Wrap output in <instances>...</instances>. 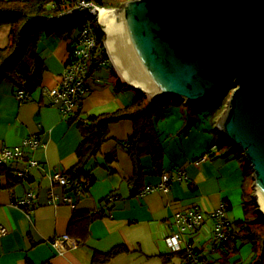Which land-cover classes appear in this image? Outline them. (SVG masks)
Masks as SVG:
<instances>
[{"label":"crops","instance_id":"1","mask_svg":"<svg viewBox=\"0 0 264 264\" xmlns=\"http://www.w3.org/2000/svg\"><path fill=\"white\" fill-rule=\"evenodd\" d=\"M9 31L8 25L0 26V48L8 44ZM68 42V38L47 36L46 41L38 44L45 65L41 88L59 84ZM101 71L96 73L99 81L90 83L91 91L81 101L80 117L116 111L129 105L135 96L119 92L127 87L122 80L120 87L112 78L105 84L100 80ZM15 90L9 81L0 83V151L19 147L34 134L39 135L41 145L34 151L24 148V161L8 164L15 172L24 169L29 158L35 159L37 166L30 169L29 178L10 179L0 166V228L6 231L0 233V264H185L179 254L169 257L173 252L165 238L179 232L174 214L190 209L199 210L203 221L185 239L201 256L211 264H229L230 258L238 254L240 257L234 264L253 262L255 254L249 242L237 243L236 251L212 243L216 223L212 214L221 204H226L224 218L233 226L246 218L252 219L247 207L252 192L242 164L231 161L219 146L214 155L204 158L209 146L215 144L207 140V133L197 132L192 139L184 128H176L166 132L163 141L164 131L157 130L164 151L162 171H168L171 177L169 192L156 190L138 195L134 194L138 186L132 181L133 160L127 152V141L133 134L132 122L112 123L100 153L86 166L94 182L87 192L77 194L67 185L52 181L55 173L63 174L78 160L76 148L81 135L76 123L69 120L72 116H64L58 106L42 95L40 87L26 101H19ZM113 153L115 160L108 163L104 156ZM140 163L145 172L141 185H158L161 177L151 157H141ZM179 171L185 173L184 180L177 179ZM28 192L33 194L31 209L16 205ZM111 195L113 200L106 203L105 199ZM67 198H71L75 208ZM73 210L96 213L81 242L76 238L75 226L69 229ZM64 234L76 245L61 253L51 243ZM119 246L124 251L104 262H93L95 254L103 255Z\"/></svg>","mask_w":264,"mask_h":264},{"label":"water","instance_id":"2","mask_svg":"<svg viewBox=\"0 0 264 264\" xmlns=\"http://www.w3.org/2000/svg\"><path fill=\"white\" fill-rule=\"evenodd\" d=\"M99 24L137 87L124 83L149 101L201 107L233 84L217 129L250 167L255 205L264 203V0H128Z\"/></svg>","mask_w":264,"mask_h":264},{"label":"trees","instance_id":"3","mask_svg":"<svg viewBox=\"0 0 264 264\" xmlns=\"http://www.w3.org/2000/svg\"><path fill=\"white\" fill-rule=\"evenodd\" d=\"M88 1L94 2L99 7L115 9L128 0ZM75 3L76 0H0V26L5 24L10 27L8 44L0 48V83L9 81L16 87V90L21 89L29 94H32L41 86L45 65L37 50L38 40L41 39L42 33H46L49 36L51 34L58 35L70 40L78 30L79 25L71 21L69 23L67 19L61 20L58 15L60 12L73 9ZM31 17L34 18L27 22ZM25 23L26 27L23 28ZM103 42L104 34L100 31L98 34V45L103 47ZM69 49L70 47L68 46L67 50ZM108 68L112 73H115L111 66H108ZM116 86L120 87L121 83H116ZM230 87L233 88V86L227 85L208 104L201 107L193 106L192 113L207 111L206 115L210 116L213 124V118L219 117L227 105L231 94L229 92ZM170 104L171 99L149 101L143 94L136 93L129 105L113 112L80 117L79 108L75 115L69 119L72 123H76L81 135V140L76 148L78 160L75 166L63 173L69 180L67 186L70 187V190L76 193L77 186H75V183L77 182L81 185V194L88 191L94 182V178L86 166L91 158L100 153L102 144L108 139L109 125L122 120H130L133 125L132 137L127 141V152L134 164L132 181L138 186L134 194L144 188L141 185L142 178L145 175L143 166L140 163L141 157L149 155L153 161L155 171L161 174L164 151L159 132L155 127V121L165 116ZM192 123H190L189 127ZM215 145V151H211V145L209 146L206 153L209 157L218 151L219 145ZM115 157L114 153L104 156L108 163L114 161ZM1 168L3 171L6 170L8 172L7 175L10 179L15 181L23 179L16 177L8 165L1 166ZM250 197L252 204H255L251 194ZM105 201L106 203L110 202L108 197ZM248 205L249 203H247V207ZM254 214L257 218H246L243 222H236L235 226L230 222L228 238L224 241H213L212 243L218 242L220 248L224 247L228 250L236 251L237 243L249 242L253 245L255 254V258L250 264H264V220L260 217L258 218L255 212ZM95 216L96 213L73 210L69 229L72 230L73 226H75V234L79 242L85 240L88 226ZM122 251H124V248L119 246L103 255L95 254L93 262H104ZM199 253L197 249L194 251L196 255H200ZM175 254L181 255L183 262L187 260L184 252H173L169 257L175 256ZM201 259L204 264H211L205 256H201ZM27 264H30V262H27Z\"/></svg>","mask_w":264,"mask_h":264},{"label":"built area","instance_id":"4","mask_svg":"<svg viewBox=\"0 0 264 264\" xmlns=\"http://www.w3.org/2000/svg\"><path fill=\"white\" fill-rule=\"evenodd\" d=\"M101 10L108 11V9L99 7L92 1L76 0L73 9L60 12L58 15L61 20L67 19L69 23L70 21L78 23L79 27L68 42L70 49L67 50V58L60 75L59 84L52 88H41L40 86V91L42 95L50 99L52 105L58 106L63 111L64 116L75 115L80 108L82 99L91 91L90 83L92 81H99V78L96 76L97 71L109 65V61H111L105 42H103V47L98 45V34L100 31L103 32L99 24ZM15 97L19 101H26L30 99L31 94L17 89L15 90ZM40 145L39 135L34 134L25 138L19 147L2 149L0 151V166L8 165L12 161H24L23 149L26 148L34 151ZM210 150L215 151L216 145L213 144ZM204 156V158L208 157L207 154ZM36 166L37 161L29 158L26 161L24 169L13 173L18 178L27 179L30 175V169ZM160 177L161 181L158 185L146 186L138 192V195H144L147 192L156 190L168 193L171 179L170 173L168 171H162ZM185 178L186 176L183 171L177 173L178 180H184ZM52 181L65 186L69 184V180L62 173H55L52 176ZM75 186H77L76 193L81 194V185L76 182ZM32 198V192H28L22 199L17 200L15 204L31 209ZM108 200L112 201L113 196L108 197ZM66 201L74 207L71 198H67ZM225 209V204H221L212 214L216 218L213 230V241H224L228 238L230 222L224 218ZM174 218L179 232L165 238L167 246L172 252H184L187 257L185 264H204L201 256L194 254L196 248L185 239L186 234L195 233L202 224L203 217L201 212L196 209H190L175 213ZM5 232V229L1 227L0 233L4 234ZM51 244L53 247H57L58 251L62 253L67 247L76 245V242L64 234L61 237H56Z\"/></svg>","mask_w":264,"mask_h":264},{"label":"rangeland","instance_id":"5","mask_svg":"<svg viewBox=\"0 0 264 264\" xmlns=\"http://www.w3.org/2000/svg\"><path fill=\"white\" fill-rule=\"evenodd\" d=\"M104 34V42L105 40V33L103 31ZM49 36L46 33H42V37L41 39L38 40V44L40 43V45L46 41V37ZM51 37H57V38H64L58 35H50ZM108 53V51H107ZM109 59L111 61H109V65L114 69L115 73H112L111 70H109V68H101L102 71L99 74H103L102 77H100V80L102 79V81H104L105 84L109 83V78H112V80L116 83H118L119 81H124L120 75L118 74V71H116V69L113 66L112 63V59L108 53ZM98 73V72H97ZM116 85V84H115ZM230 86H233V84ZM123 90H119V92H123L126 94H132L133 96L134 94H138L139 92H137V90H135L134 88H129L128 86L125 88H122ZM234 89V87H230L229 88V92H232ZM229 99V98H228ZM174 100V101H173ZM227 106V105H226ZM225 106V109H226ZM192 109H193V105L192 104H186L184 102H182V100H175V99H171V104L168 106V110L165 114V116L160 119L155 121V127L157 130L159 131H164V133L161 135V139L163 141H165V136H166V132L171 131L172 129H180V128H184L186 132H188V134L190 135V138L194 139L197 136V132L199 133H207V140H209L210 142H215V144L219 145L220 150L223 152V154H228L229 158L232 159L231 161H233L234 163H236L237 165H241L243 166V170H244V174L247 173V176L249 177V189L250 192H254L252 186V180H251V169L248 166V164L246 163V161L243 158V154L236 148V146L229 144L227 142H224L220 136V133L218 131L217 128V121L218 119L222 116L223 112L221 113V115L219 117H214L213 121L214 123H211V118L209 115L207 114V111H200V112H196L195 114L192 113ZM224 109V110H225ZM186 114V115H185ZM186 118V119H185ZM192 123V125L189 127L190 123ZM183 126V127H182ZM206 131H205V130ZM190 130V131H189ZM184 133V132H183ZM250 193H248L249 195ZM252 199L250 197V195L248 196V203H249V207H250V211L252 212V219L253 218H257L256 215L254 214V212L257 214L256 208H260L259 206V201L256 200V207L255 204H252ZM258 218L260 217L257 214ZM261 218V217H260ZM240 255H235L234 257L230 258L231 263L229 264H234L238 259H239ZM213 258L217 259L216 255L213 256Z\"/></svg>","mask_w":264,"mask_h":264},{"label":"bare ground","instance_id":"6","mask_svg":"<svg viewBox=\"0 0 264 264\" xmlns=\"http://www.w3.org/2000/svg\"><path fill=\"white\" fill-rule=\"evenodd\" d=\"M103 12H104V10H101V11H100V16L103 14ZM105 45H106L107 50H108V53H109V55H110V57H111V59H112V62L115 64L116 68L118 69L119 74H120V76L122 77V79H123L125 82H128V83L132 84V83L129 82V81L125 78V76L123 75V73H122L120 67L118 66V64H117V62H116V59H115V57H114L112 51L110 50L109 46L107 45L106 41H105ZM132 85H134V84H132ZM134 86H136V85H134ZM136 87H137V86H136ZM138 88H139V87H138ZM140 89H141V88H140ZM260 208H261V210H263V212H264V203H263L262 201L260 202Z\"/></svg>","mask_w":264,"mask_h":264}]
</instances>
